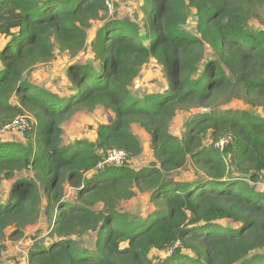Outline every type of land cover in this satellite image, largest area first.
Listing matches in <instances>:
<instances>
[{
  "label": "trees",
  "instance_id": "trees-1",
  "mask_svg": "<svg viewBox=\"0 0 264 264\" xmlns=\"http://www.w3.org/2000/svg\"><path fill=\"white\" fill-rule=\"evenodd\" d=\"M107 1L0 0V36L8 39L0 50V127L25 113L35 119L26 144L0 141V184L33 174L15 179L0 199V244L8 229L17 237L36 225L44 204V216L55 212L53 242L32 250L29 264H153L154 250L170 251L159 264H264V193L249 184L264 173V117L256 112L264 108V30L250 27L264 0H143L144 31L129 20L105 21L92 41L96 66L71 65L64 97L27 78L56 46L72 57L85 53L87 31L105 20ZM192 13L197 34L185 28ZM151 59L163 66L167 89L132 94ZM233 100L249 109H218ZM97 107L113 120L94 141L65 143L63 124ZM191 110L182 137L172 134L177 113ZM131 124L151 137L154 163L87 178L112 149L142 153ZM208 133L214 143L234 140L220 152L204 147ZM189 160L202 174L174 181ZM65 184L77 190L75 201H64ZM136 190L150 191L157 209L129 221L117 205ZM227 221L235 226L219 224ZM89 236L93 249L80 247Z\"/></svg>",
  "mask_w": 264,
  "mask_h": 264
},
{
  "label": "rangeland",
  "instance_id": "rangeland-1",
  "mask_svg": "<svg viewBox=\"0 0 264 264\" xmlns=\"http://www.w3.org/2000/svg\"><path fill=\"white\" fill-rule=\"evenodd\" d=\"M107 3L109 10L104 14L106 16L105 20L93 22L87 31L88 41L85 53L82 52L78 56L72 57L68 52H63L58 46H56L53 59L46 64L38 65L33 68L27 75V78L32 80L36 85L50 90L57 96L64 97L71 87L68 82L67 74L69 67L75 63H85L87 61H90L91 63L95 62V56L92 52V41L95 39L97 31L105 21L109 19L129 20L138 24L142 31H144L146 20L142 9L143 0H108ZM250 27L253 30H264V13L260 16H255L250 22ZM185 28L188 31L197 34L194 13L191 14ZM2 39L3 36H0V42H2ZM94 65L96 66L95 63ZM166 88L167 79L163 71V66L156 60L151 59L149 63L142 68L139 77L135 79L131 91L144 97L153 94L156 91L165 90ZM13 102H16L15 98H13ZM230 108L249 109L247 105L238 100H233L230 103H223L218 106L219 110ZM200 111L205 112L206 110L204 109ZM194 112L197 111L191 110L188 112H178L171 123V133L181 138L184 131V124ZM256 112L264 117V108H258L256 109ZM25 115L31 117L32 121L35 122V119L29 113H25ZM113 118L114 114L110 111H106L103 107H97L93 112H78L63 124V141L67 144L77 140L94 141L97 137L99 126L110 123ZM130 132L140 142L143 151L140 155L131 157L125 166H130L135 170L151 166L155 161L151 149V137L138 124H131ZM0 141L20 142L26 144L28 139H21L17 135L8 133V135L5 136L0 135ZM215 146L216 143L211 139V133L206 134L204 138V147L215 148ZM196 171L192 160H189L184 169L174 172L171 177L176 182L192 181L202 174L196 173ZM29 175L31 177L33 176L31 173L23 172L16 175L13 180H2L0 184V198L7 197L15 179H18L19 177H28ZM241 177L249 179L248 177ZM249 184L264 193V173L260 175L257 183H251L249 181ZM64 188V201H75L77 199V190L69 184H65ZM136 191L137 196L135 198L129 201H122L117 205V210L121 214L126 215L129 218V221H137L146 218L157 209L154 203L150 200V191ZM46 209V205H42L40 211L46 212ZM97 209H103V206H98ZM53 212L54 210L51 209L50 214L46 219L40 216L37 224L26 228L20 236L12 237L11 234L14 231V228L8 229L5 240L0 244V264H29V255L32 250L46 248L52 244L53 241L48 237V232L52 225L51 216ZM219 224L224 227L228 224H231L232 227L235 226V224L228 221L220 222ZM93 241V236L78 239L79 246L87 249H93ZM168 256H170V251L162 252L154 250L150 254L153 264H159Z\"/></svg>",
  "mask_w": 264,
  "mask_h": 264
},
{
  "label": "built area",
  "instance_id": "built-area-1",
  "mask_svg": "<svg viewBox=\"0 0 264 264\" xmlns=\"http://www.w3.org/2000/svg\"><path fill=\"white\" fill-rule=\"evenodd\" d=\"M32 119L28 115H18L13 121L10 123L0 127V135H5L7 133H12L17 135L21 139L27 138L28 132L31 130ZM234 137L229 135L220 139L217 143L215 148L223 152L224 149L233 142ZM130 159V155L125 150L120 149H112L108 151L102 160L99 162L97 167L95 168L94 172L98 173L103 171L107 167H123L125 166Z\"/></svg>",
  "mask_w": 264,
  "mask_h": 264
},
{
  "label": "crops",
  "instance_id": "crops-1",
  "mask_svg": "<svg viewBox=\"0 0 264 264\" xmlns=\"http://www.w3.org/2000/svg\"><path fill=\"white\" fill-rule=\"evenodd\" d=\"M8 42V39H6L5 37H3V39H2V42H0V50H2L4 47H5V45H6V43ZM167 87H168V82H167ZM167 89V88H166ZM130 91H131V88H130ZM162 91H164V90H162ZM157 92H160V91H156L155 93H157ZM131 93L132 94H136V95H138L136 92H132L131 91ZM154 94V93H153ZM140 96V95H139ZM10 134H12V133H10ZM5 135H8V133L7 134H5ZM4 135V136H5ZM15 135V134H14ZM96 174V172H90V173H88L87 175H86V177L87 178H91L93 175H95ZM8 196V195H7ZM6 197H2V198H0V199H5ZM74 200H72V201H68V202H73ZM43 206H45L44 204H43ZM43 214H45V212H42L41 213V216H42V218H44V219H46V216H44Z\"/></svg>",
  "mask_w": 264,
  "mask_h": 264
}]
</instances>
